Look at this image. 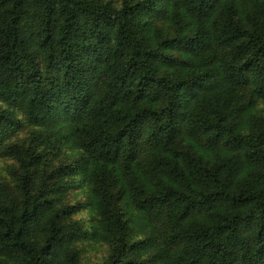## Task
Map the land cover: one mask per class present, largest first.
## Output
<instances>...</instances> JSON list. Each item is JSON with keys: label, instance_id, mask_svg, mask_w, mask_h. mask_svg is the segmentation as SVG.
<instances>
[{"label": "trees", "instance_id": "trees-1", "mask_svg": "<svg viewBox=\"0 0 264 264\" xmlns=\"http://www.w3.org/2000/svg\"><path fill=\"white\" fill-rule=\"evenodd\" d=\"M0 159V264H264V0H0Z\"/></svg>", "mask_w": 264, "mask_h": 264}, {"label": "rangeland", "instance_id": "rangeland-1", "mask_svg": "<svg viewBox=\"0 0 264 264\" xmlns=\"http://www.w3.org/2000/svg\"><path fill=\"white\" fill-rule=\"evenodd\" d=\"M26 134V133H25ZM11 161L9 160H5V159H0V176H4L6 174V168L7 165L10 163ZM90 216L88 213H86V215L84 216L85 221H87V219L89 220ZM82 249L86 250L83 254V258L85 261L87 262H97L99 261L103 255L106 254L105 251V247H90V246H84L82 247Z\"/></svg>", "mask_w": 264, "mask_h": 264}]
</instances>
